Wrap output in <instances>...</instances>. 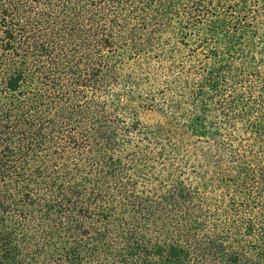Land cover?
Returning a JSON list of instances; mask_svg holds the SVG:
<instances>
[{
	"label": "trees",
	"instance_id": "1",
	"mask_svg": "<svg viewBox=\"0 0 264 264\" xmlns=\"http://www.w3.org/2000/svg\"><path fill=\"white\" fill-rule=\"evenodd\" d=\"M261 10L0 0V264H264V118L242 168L205 110ZM178 49L203 57L180 129L152 89ZM189 142L193 181L167 165Z\"/></svg>",
	"mask_w": 264,
	"mask_h": 264
},
{
	"label": "rangeland",
	"instance_id": "2",
	"mask_svg": "<svg viewBox=\"0 0 264 264\" xmlns=\"http://www.w3.org/2000/svg\"><path fill=\"white\" fill-rule=\"evenodd\" d=\"M260 3L262 4V1ZM252 22H257L258 29L253 37L255 48L246 51L243 56L236 52L230 62L231 74L219 81L221 85L219 91L217 90L216 94L211 95L214 98L205 107L207 119L213 125V132H216L214 138L221 142L222 147L225 146L228 152L233 150L238 153L239 159L242 158L239 167L242 168L243 155L249 154V149H252L254 140L252 125L264 118V11L261 10L259 13L253 14ZM171 47L175 48L176 45L172 43ZM201 58H203L202 55L191 57V54L185 49H178L173 58H163L157 65L159 69L157 81L152 86L155 100L164 107L166 120L178 129L185 124V117L189 112L188 102L197 91L196 82L200 76L195 70H199L197 67ZM238 62L239 65H237ZM240 64H243V70L240 69ZM1 73L0 70V77ZM232 76H236V79H232ZM236 96L240 100L238 104L233 103L230 99H236ZM177 105L182 109H178ZM241 107L245 112L241 113L240 120L234 122L236 112ZM229 133L233 136L227 138ZM191 143L193 142L181 146L182 151L174 155L173 159L167 160L168 167L172 164L173 169L171 170L174 174L186 181H193L195 176L192 173L195 172L194 168H189V163L187 164L189 158L192 157L190 159L192 162L197 158V153L192 151ZM244 156L246 157V155ZM199 162L198 160L197 164ZM245 162L247 165L248 159ZM196 169L199 171L198 168ZM204 170L209 177L212 175L211 172H216L214 169L211 171L205 168ZM227 173L231 174V172ZM239 173L241 172H232V178L234 177L236 180ZM251 185L252 183L248 186ZM242 187L246 186L243 184Z\"/></svg>",
	"mask_w": 264,
	"mask_h": 264
}]
</instances>
